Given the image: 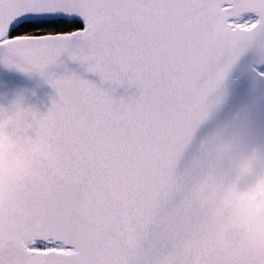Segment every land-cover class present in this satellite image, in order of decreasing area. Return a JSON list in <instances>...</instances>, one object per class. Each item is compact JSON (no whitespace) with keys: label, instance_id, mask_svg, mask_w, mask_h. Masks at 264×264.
I'll return each instance as SVG.
<instances>
[{"label":"snow or ice","instance_id":"6c2138e0","mask_svg":"<svg viewBox=\"0 0 264 264\" xmlns=\"http://www.w3.org/2000/svg\"><path fill=\"white\" fill-rule=\"evenodd\" d=\"M64 20L80 27L23 31ZM250 50L264 56V0H0V64L57 93L46 114L17 103L7 123L58 176L0 204V264H264V243L226 228L212 195L264 170V152L241 174L238 144L218 140L177 168Z\"/></svg>","mask_w":264,"mask_h":264},{"label":"water","instance_id":"95a60500","mask_svg":"<svg viewBox=\"0 0 264 264\" xmlns=\"http://www.w3.org/2000/svg\"><path fill=\"white\" fill-rule=\"evenodd\" d=\"M262 65L264 56L250 50L242 54L228 70L219 87L209 97L207 115L195 128L182 152L177 165L178 171L190 169L203 157L205 149L218 140L238 144L232 160L234 168L242 141H251L258 151L264 152V76L257 69ZM67 67L71 71H83L78 64L68 63ZM54 70L63 73L65 68ZM89 78L98 85L101 84L98 76ZM135 93L136 89L126 87H118L115 91L117 96H131ZM54 98H57L56 90L39 74L24 73L0 64V109L5 110L6 114L14 112L17 103L24 108L46 114ZM212 175L211 171L206 170L201 179L208 180ZM250 179L248 177L233 185L243 188ZM223 191L212 193L218 202Z\"/></svg>","mask_w":264,"mask_h":264},{"label":"clouds","instance_id":"9594fccd","mask_svg":"<svg viewBox=\"0 0 264 264\" xmlns=\"http://www.w3.org/2000/svg\"><path fill=\"white\" fill-rule=\"evenodd\" d=\"M7 115L0 117V121H4L0 131V204L15 199L24 185L38 178L58 179L57 173L46 162L20 150L7 123ZM255 151L257 148L251 141L241 142L235 159L239 173H245L246 164ZM250 177L245 187L232 185L220 194L219 212L226 228L243 232L259 244L264 243V170H258Z\"/></svg>","mask_w":264,"mask_h":264},{"label":"trees","instance_id":"16d2710c","mask_svg":"<svg viewBox=\"0 0 264 264\" xmlns=\"http://www.w3.org/2000/svg\"><path fill=\"white\" fill-rule=\"evenodd\" d=\"M80 27L79 24L73 23L68 20L64 21H54L45 25H39V26H27L23 31L29 32V33H49V32H61V31H72L76 28Z\"/></svg>","mask_w":264,"mask_h":264},{"label":"rangeland","instance_id":"374dc122","mask_svg":"<svg viewBox=\"0 0 264 264\" xmlns=\"http://www.w3.org/2000/svg\"><path fill=\"white\" fill-rule=\"evenodd\" d=\"M257 69L260 71V73H264V65L258 67Z\"/></svg>","mask_w":264,"mask_h":264}]
</instances>
